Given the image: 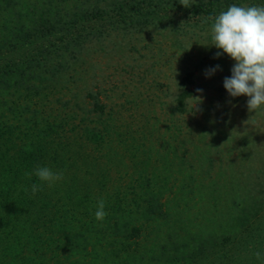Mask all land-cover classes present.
Wrapping results in <instances>:
<instances>
[{
  "label": "rangeland",
  "instance_id": "obj_1",
  "mask_svg": "<svg viewBox=\"0 0 264 264\" xmlns=\"http://www.w3.org/2000/svg\"><path fill=\"white\" fill-rule=\"evenodd\" d=\"M234 4L264 0H0V264H264V105L208 20Z\"/></svg>",
  "mask_w": 264,
  "mask_h": 264
},
{
  "label": "clouds",
  "instance_id": "obj_2",
  "mask_svg": "<svg viewBox=\"0 0 264 264\" xmlns=\"http://www.w3.org/2000/svg\"><path fill=\"white\" fill-rule=\"evenodd\" d=\"M184 7H189V0H181ZM211 24L212 45L222 49L236 63L231 69V76L225 77L223 86L231 97L245 95L249 112H255L264 105V6L231 5L226 11L215 17H209ZM222 53L217 52V57ZM219 68L208 70L214 73ZM177 83V82H176ZM202 92L201 89H197ZM200 101V97H193ZM222 146V145H221ZM35 175L41 182L51 187L63 179L62 172H54L47 166L37 167L34 173H25L31 179ZM27 190V189H26ZM42 190L38 184L31 185L33 195ZM105 201L97 203L95 218L103 221L107 216ZM257 260H264V255L256 252Z\"/></svg>",
  "mask_w": 264,
  "mask_h": 264
}]
</instances>
